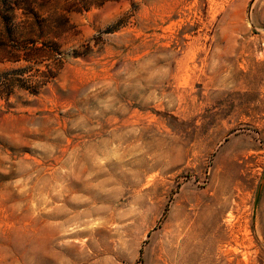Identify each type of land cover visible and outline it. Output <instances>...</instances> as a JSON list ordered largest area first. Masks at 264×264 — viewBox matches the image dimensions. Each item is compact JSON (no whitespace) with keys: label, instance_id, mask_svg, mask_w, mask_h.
Segmentation results:
<instances>
[{"label":"rangeland","instance_id":"1","mask_svg":"<svg viewBox=\"0 0 264 264\" xmlns=\"http://www.w3.org/2000/svg\"><path fill=\"white\" fill-rule=\"evenodd\" d=\"M10 1L0 264H264V0Z\"/></svg>","mask_w":264,"mask_h":264},{"label":"trees","instance_id":"2","mask_svg":"<svg viewBox=\"0 0 264 264\" xmlns=\"http://www.w3.org/2000/svg\"><path fill=\"white\" fill-rule=\"evenodd\" d=\"M20 7L22 6H18L10 0H0V44H3V42L8 39L12 42H15L20 47V49H23L26 52L34 51L36 53L34 54V57L39 56V59H41L39 61H36L37 64L40 63L43 59L41 57H43L44 54H41V52H45L42 47L35 46V44L36 42H38L39 37L42 35L39 33V31H41L43 28L47 29L48 31L51 24V17H48V15L36 14L37 12L35 11L29 13V15L23 14V19L19 21L17 19V11L18 9H20ZM47 71L50 72L51 68L47 67L46 72ZM1 84L3 88L10 86L8 92H6L7 96L5 99H7L13 87V81L7 82V79H3L1 80ZM43 84L44 81H28V86L25 87H27L31 93H34Z\"/></svg>","mask_w":264,"mask_h":264},{"label":"water","instance_id":"3","mask_svg":"<svg viewBox=\"0 0 264 264\" xmlns=\"http://www.w3.org/2000/svg\"><path fill=\"white\" fill-rule=\"evenodd\" d=\"M263 177H264V174L262 175L261 180H260V182L258 184V187H257V190H256L255 203L257 201V198H258V195H259V192H260V188H261V183H262Z\"/></svg>","mask_w":264,"mask_h":264}]
</instances>
